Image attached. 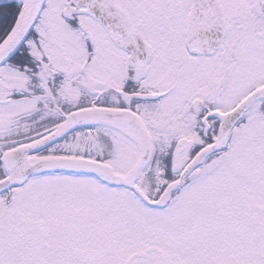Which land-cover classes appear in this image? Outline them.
I'll return each mask as SVG.
<instances>
[{
	"label": "flooded vegetation",
	"instance_id": "1",
	"mask_svg": "<svg viewBox=\"0 0 264 264\" xmlns=\"http://www.w3.org/2000/svg\"><path fill=\"white\" fill-rule=\"evenodd\" d=\"M25 7L0 0V46ZM200 43L214 45L204 52ZM190 67L196 77L184 90ZM260 87L264 0H45L22 43L0 65V179L6 151L48 135L74 111L97 108L121 112L114 123L126 130L78 126L29 158L95 159L94 148L72 153L77 139L79 148L91 136L97 144L110 138L115 151L121 139L138 148L128 133L137 136L140 123L151 156L135 183L156 201L214 143L227 113ZM106 158L95 160L110 165ZM89 176L120 195L105 197L107 214L90 212L83 192ZM33 178L30 186L51 188V194L45 212L27 220L20 203ZM132 232H145L147 256L155 253L150 263L127 250L121 261L120 247ZM0 264H264V93L230 127L225 146L190 170L162 207L84 171L34 173L10 187L0 194Z\"/></svg>",
	"mask_w": 264,
	"mask_h": 264
},
{
	"label": "water",
	"instance_id": "2",
	"mask_svg": "<svg viewBox=\"0 0 264 264\" xmlns=\"http://www.w3.org/2000/svg\"><path fill=\"white\" fill-rule=\"evenodd\" d=\"M45 0H28L23 15L18 20L16 26L8 37L7 41L0 46V65L10 58L22 43L32 26L34 25ZM80 1V0H78ZM78 3V2H77ZM76 3V4H77ZM97 17V12L92 11ZM191 38L190 41H193ZM195 44V43H194ZM204 52L209 51L214 44L200 43L197 44ZM264 93V87H260L248 94L233 110L226 115L225 122L220 126L218 137L214 143L202 149L190 161L183 171L181 177L170 183L161 193L156 201H150L145 193L136 185L135 181L140 171L147 165L151 156L150 139L144 130L142 124L137 123L134 127L137 136L134 134L130 137L136 142L139 149V158L135 164L126 172L118 173L113 168L103 162L73 157H45L35 160L29 158V154L49 144L54 143L67 132L82 125L106 124L113 127H122L123 124H116V118L121 117V112L100 110L97 108L82 109L72 112L66 121L57 129L48 135L32 142L24 144L7 151L1 158L6 176L0 179V193L8 190L12 186L24 183L28 177L34 173L49 172L53 170L60 171H84L101 176L111 184H124L132 189L137 196L149 205L164 206L172 193L183 181L187 173L199 165L204 158L213 151L223 148L226 144L228 130L234 125L247 106ZM126 130V129H125Z\"/></svg>",
	"mask_w": 264,
	"mask_h": 264
},
{
	"label": "rangeland",
	"instance_id": "3",
	"mask_svg": "<svg viewBox=\"0 0 264 264\" xmlns=\"http://www.w3.org/2000/svg\"><path fill=\"white\" fill-rule=\"evenodd\" d=\"M59 4L62 5L63 1H61ZM188 73L191 75V78L189 80L185 79V81L182 82V86H183L184 90H187L193 84V78L196 77L195 72H194V70L191 69V67H190ZM182 93H185V92L182 90ZM179 97L180 96H177L175 101H178ZM103 138H104V140H103ZM18 141L19 140L16 138V139L11 141L10 145L13 143H16ZM97 141H99V144H97L96 139H94L93 136H91L89 138V141L87 144H82L78 148L77 144L80 143V139H77L76 143L73 141L74 145L72 147V149H73L72 153L75 151H78V152L82 151V153H84V154H89L87 152V148L89 150L94 148V150L91 151L92 156L99 158V156H101L102 154H106V157L108 158V159L106 158L108 160V163L111 165V167L113 169L117 170L118 172H122V171H125L127 169L129 170L133 166L132 164H134L135 158L138 157V154H139L138 148L132 142H130L127 139H121L122 142H120V148L118 149V151H115L113 141L110 138H106L104 136L102 138H99V140L97 139ZM109 143L111 144L112 148L108 147L106 149V147L108 146ZM0 152H3V150L1 149ZM79 156H81V155H79ZM95 159H92V160H95ZM86 180H88L90 184L83 191L84 193H86L84 197H87L89 199V201H88L89 206H90V204L95 205V206H93V205L91 206V207H93V210L90 209L91 210L90 212L95 214V216L97 215L96 213H99V212H101L100 215L107 214V209H108L110 201L108 202L105 197L106 196H120V195L118 194V192H116V190H110V192L107 190V188H106V190H104L101 185H98L95 182H93L92 180H94V179H92V177H90V176H89V178H86ZM32 181H35V178L30 179L28 181V183L26 184L27 186L25 185L26 187H28L29 190H31V192L20 203V210H21V212L26 214L27 220H32V218L39 217L42 210H43V212H45V210L47 208V205H46L47 200H45V199L51 194V188L50 189L47 188V190L44 189V190L40 191L37 187L33 188V186H30ZM38 193L39 194L41 193L42 194L41 198H42V200L44 199L41 207H40L41 201H40V197H39ZM77 195H75V191H73V193L70 194V196L73 198H75ZM102 200H104V201H102ZM101 202L104 203L103 206H101ZM97 207H101L102 210H98ZM88 209H89V207H88ZM37 213H38V215H37ZM140 213H142V211H140L138 208H136V214H140ZM46 216L47 215L45 214V217ZM91 218L95 219L94 217H91ZM17 220H18V218L15 216L13 221H12V226H14L16 228L18 225ZM27 220H26V222H27ZM47 226H48V224L47 225L46 224L41 225L42 230H46L48 228ZM146 237L147 236L145 235V232H140V234L132 232L129 235L127 241H123L124 245L123 246L121 245V247H120L122 250L121 261L123 262L125 260L124 250H127L129 255H131V256H133L134 254L136 255V258H135L136 260H141L142 263L143 262L150 263V256L151 255L155 256V253H151L148 251L149 256H147V252H146L147 249L145 247V243H147V241H145ZM14 239H15L14 236H10V244L17 245V241H15ZM154 239L159 240L156 237ZM144 254H146V256H144Z\"/></svg>",
	"mask_w": 264,
	"mask_h": 264
},
{
	"label": "bare ground",
	"instance_id": "4",
	"mask_svg": "<svg viewBox=\"0 0 264 264\" xmlns=\"http://www.w3.org/2000/svg\"><path fill=\"white\" fill-rule=\"evenodd\" d=\"M19 2L23 3V4H26L27 3V0H18Z\"/></svg>",
	"mask_w": 264,
	"mask_h": 264
},
{
	"label": "trees",
	"instance_id": "5",
	"mask_svg": "<svg viewBox=\"0 0 264 264\" xmlns=\"http://www.w3.org/2000/svg\"><path fill=\"white\" fill-rule=\"evenodd\" d=\"M73 154H79V153H77V152H73Z\"/></svg>",
	"mask_w": 264,
	"mask_h": 264
}]
</instances>
